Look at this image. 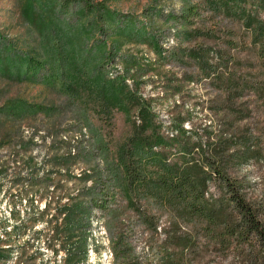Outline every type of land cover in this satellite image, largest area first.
Masks as SVG:
<instances>
[{
	"label": "rangeland",
	"instance_id": "1",
	"mask_svg": "<svg viewBox=\"0 0 264 264\" xmlns=\"http://www.w3.org/2000/svg\"><path fill=\"white\" fill-rule=\"evenodd\" d=\"M63 1L0 0V246L11 248L1 254L5 259L0 264H65L66 251L41 212L53 198L68 202L64 196L79 185L70 182L69 176H79L90 165L65 169L60 158L70 149L90 150L103 140L116 160L135 126L143 123L138 108L130 113L115 109L113 126H105L103 102L96 93L104 81H117L120 86L126 79L127 90L147 101L151 112L145 124L147 134L156 131L163 140L153 152L166 156L169 164L189 158L203 164L197 150L186 156L180 152V142L171 139L179 136V118L188 112L196 119L183 126L192 143H206L201 131L196 137L194 125L212 124L214 131L219 129L221 116L211 108L226 79L232 82L233 76L241 77L250 86L260 82L264 94V64L258 47L241 21L216 12L219 0H72L70 7ZM247 6L256 4L247 0ZM184 15L191 23L182 27ZM209 28L214 30L210 38L185 41V32ZM224 30L236 32L248 46L245 52H233L227 73L216 58ZM194 48L201 49L209 66L188 56ZM253 96L251 90L245 91L240 100L244 109L253 110ZM259 111L253 116L264 130V115H258ZM85 118L92 132L85 128ZM96 162L101 161L92 165ZM144 170L156 172L151 164ZM235 174L245 177L249 194L264 200V164H251ZM208 194L220 200L225 191L211 181ZM138 201L134 208L124 190L117 192L113 203L117 214L110 219L112 233L134 250L136 259L130 264H171L180 249L173 245L176 236L194 240L193 248L184 253L186 264H253L237 251L213 249L203 224L183 217L146 190H141ZM56 208L52 204L50 214ZM145 216L153 217L156 230ZM92 220L89 259L82 264H114L111 236L101 213L92 215ZM16 226L19 229L7 245L5 230L13 232Z\"/></svg>",
	"mask_w": 264,
	"mask_h": 264
},
{
	"label": "trees",
	"instance_id": "2",
	"mask_svg": "<svg viewBox=\"0 0 264 264\" xmlns=\"http://www.w3.org/2000/svg\"><path fill=\"white\" fill-rule=\"evenodd\" d=\"M219 1L214 5L216 12L243 23L244 28L251 33L264 64V0H253L256 6L250 8L247 6V0ZM63 2L65 7H70L72 0ZM86 5L91 6L87 3ZM190 12L199 16L197 10ZM181 17L184 19L181 22L182 27L191 23L189 17ZM175 19L179 22L178 17ZM213 34L214 30L211 28L185 32V41L193 43L197 38H210ZM223 36L216 58L221 62L219 68L227 73L233 60V52H245L248 46L234 31L224 30ZM205 49L213 52L211 47ZM200 51L201 49L194 48L188 56L207 66ZM218 79L220 80L221 76ZM231 79L232 82L226 79L224 84L218 87L220 94L211 108L212 111L216 110V116H221L218 121L219 129L214 131L212 124L209 127L200 124V128L198 125L193 126L192 131L196 137L199 136L198 131H201L206 136V143H192L188 137L190 132L183 128L186 122L196 121L189 112L186 117L179 118V136L171 139L173 142H180V152L186 156L191 157L197 150L203 164L192 158L182 164H169L166 156L153 152L154 148L161 147L163 140L156 131L151 136L147 134L145 124L150 118V107L136 91L127 90L128 86L124 84L126 79L120 86L117 81H104L97 87V98L103 102L102 118L106 127L113 126L111 115L115 109L127 110L130 113L138 108L143 123L135 126L133 135L121 146L116 160L112 158L110 148L103 140L98 141L93 149H70L68 154L60 158V163L65 169L80 163L90 165V169L83 171L79 176H69L70 182L79 185L78 188L75 186L72 189L74 192L64 196L68 198V202L63 204V198H53L41 212L42 216H48L47 225H51L53 236L60 239L61 248L66 251L65 264H82L88 261L92 215L95 213H101L105 229L111 236L109 239L115 257L114 264H130V261H134V250L121 236L112 233L114 221L110 219L117 214L118 207L113 206L117 192L124 190L130 205L137 208L138 196L142 189L153 194L155 199L164 202L183 217L203 224L207 244L212 245L216 251H237L250 263L264 264V200L249 194L245 177L235 174L247 169L251 164L253 167L264 164V130L253 116L254 112L259 110L258 115H264V94L259 90L260 82L250 86V82L244 78L233 76ZM248 89L254 95L253 110L244 109L240 101ZM250 119L256 122L246 124L245 121ZM84 123L85 128L92 132L87 118ZM108 136L112 142V133L108 132ZM199 139L201 141L202 138ZM94 161H101V164L96 162L92 165ZM149 164L154 165L156 172H145V165ZM211 181H217L225 191L220 200L209 198ZM52 204L57 205V208L50 214ZM145 219L148 220L149 226L156 230L153 217L145 216ZM18 229L16 226L13 232L5 230L6 244L12 243L13 233ZM2 242L0 238V243ZM173 242V245L180 249L175 253L174 259H171V264H186L184 253L193 248V238L176 236ZM66 246L69 248H65ZM10 249L0 246V259H5L1 254L9 253ZM173 255L171 254V257Z\"/></svg>",
	"mask_w": 264,
	"mask_h": 264
}]
</instances>
